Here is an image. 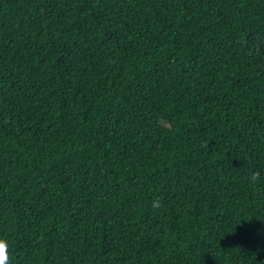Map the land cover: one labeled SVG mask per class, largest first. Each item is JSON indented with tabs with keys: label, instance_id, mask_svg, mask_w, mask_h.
Masks as SVG:
<instances>
[{
	"label": "trees",
	"instance_id": "trees-1",
	"mask_svg": "<svg viewBox=\"0 0 264 264\" xmlns=\"http://www.w3.org/2000/svg\"><path fill=\"white\" fill-rule=\"evenodd\" d=\"M0 238L264 264V0H0Z\"/></svg>",
	"mask_w": 264,
	"mask_h": 264
},
{
	"label": "clouds",
	"instance_id": "clouds-1",
	"mask_svg": "<svg viewBox=\"0 0 264 264\" xmlns=\"http://www.w3.org/2000/svg\"><path fill=\"white\" fill-rule=\"evenodd\" d=\"M251 182H255L259 179V172H254L249 177ZM9 243L7 239L0 238V264H8L9 262Z\"/></svg>",
	"mask_w": 264,
	"mask_h": 264
}]
</instances>
